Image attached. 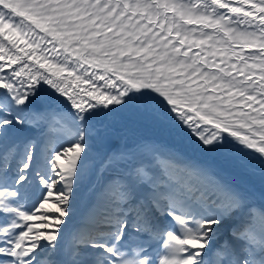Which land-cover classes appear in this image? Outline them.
I'll return each instance as SVG.
<instances>
[{
    "label": "snow or ice",
    "instance_id": "6c2138e0",
    "mask_svg": "<svg viewBox=\"0 0 264 264\" xmlns=\"http://www.w3.org/2000/svg\"><path fill=\"white\" fill-rule=\"evenodd\" d=\"M0 264H264V0H0Z\"/></svg>",
    "mask_w": 264,
    "mask_h": 264
},
{
    "label": "rangeland",
    "instance_id": "374dc122",
    "mask_svg": "<svg viewBox=\"0 0 264 264\" xmlns=\"http://www.w3.org/2000/svg\"><path fill=\"white\" fill-rule=\"evenodd\" d=\"M52 134H53V136L60 135V133H58V132L57 133L53 132Z\"/></svg>",
    "mask_w": 264,
    "mask_h": 264
}]
</instances>
